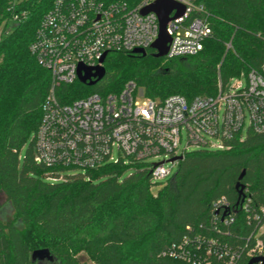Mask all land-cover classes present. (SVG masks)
Returning a JSON list of instances; mask_svg holds the SVG:
<instances>
[{
	"label": "trees",
	"instance_id": "trees-1",
	"mask_svg": "<svg viewBox=\"0 0 264 264\" xmlns=\"http://www.w3.org/2000/svg\"><path fill=\"white\" fill-rule=\"evenodd\" d=\"M102 1L135 5L141 0ZM194 1L204 6L212 30L198 53L166 58L154 57L151 49L145 55L111 51L99 81L60 85L58 100L116 93L128 80L153 99L213 95L219 81L264 64V0ZM53 3L0 0V193L6 201L0 206V264H176L162 255L168 246L212 235L239 246L237 264H247L246 251L264 225V132L248 131L227 150L186 152L156 193L147 170L128 171L121 163L75 173L55 168L63 179H47L52 169L33 160L32 136L51 76L29 45ZM238 181L247 210L242 201L235 206ZM220 197L231 209L215 215L211 204ZM228 212L233 221L224 224ZM258 238L264 250V228ZM39 248H48L55 261H32Z\"/></svg>",
	"mask_w": 264,
	"mask_h": 264
},
{
	"label": "built area",
	"instance_id": "built-area-1",
	"mask_svg": "<svg viewBox=\"0 0 264 264\" xmlns=\"http://www.w3.org/2000/svg\"><path fill=\"white\" fill-rule=\"evenodd\" d=\"M152 1L130 5L124 1L54 0L43 15L29 50L49 71L51 86L32 138L33 160L52 169L49 181L64 177L55 168L85 171L121 163L128 165V171L147 170L151 181L157 183L170 174L165 162L173 156H183L190 148L227 150L234 139H244L248 131L264 132V64L225 83L219 81L213 95L187 99L171 94L153 99L128 80L116 93L92 92L70 102L58 100L56 88L78 79L79 64L103 65V53L111 51H155L151 44L158 36V17L153 11L140 12ZM173 1L183 5L184 12L167 24L170 39L164 57L194 55L212 33L205 8L194 0ZM174 13L175 9L170 15ZM160 157L162 160L149 162ZM170 163L178 165V161ZM241 207L247 210L243 200ZM211 208L215 215L231 209L224 197L212 201ZM253 217L257 218L256 213ZM221 220L230 224L233 218L228 212ZM263 228L258 229L253 246L246 251L250 258H264L258 238ZM214 230L220 232L217 227ZM162 255L176 264H237L241 248L216 235L196 236L168 246Z\"/></svg>",
	"mask_w": 264,
	"mask_h": 264
},
{
	"label": "water",
	"instance_id": "water-1",
	"mask_svg": "<svg viewBox=\"0 0 264 264\" xmlns=\"http://www.w3.org/2000/svg\"><path fill=\"white\" fill-rule=\"evenodd\" d=\"M173 9H175V13L171 16L170 13L172 12ZM148 11H153L156 13L159 23L158 36L151 44V48L155 50L154 52H152V55L154 57H163L167 52L168 42L170 39L166 31L167 24L171 19L179 17L183 14L184 6L173 0H153L149 5L143 7L140 10L142 14ZM132 52L139 53L142 55L146 54V51L142 48L133 49ZM105 55L106 53H103L100 59L101 62H103ZM104 75H105V67L103 65H98L95 67H87L82 64H79L77 68L78 80L87 85H93L94 83L99 81ZM182 158H183L182 155H177L167 159L166 161L179 162ZM242 175L243 172L241 173L239 178H241ZM236 188L238 190V200L236 201L235 206L239 205L240 202L242 201L241 194H242L243 185L240 181L236 183ZM5 209L6 207H3V211H5ZM31 260L37 262L46 260L48 263H53L55 261V257L48 248H39L32 251ZM258 262H260V264H264V258L262 256L251 257L248 260L247 264H256Z\"/></svg>",
	"mask_w": 264,
	"mask_h": 264
},
{
	"label": "rangeland",
	"instance_id": "rangeland-1",
	"mask_svg": "<svg viewBox=\"0 0 264 264\" xmlns=\"http://www.w3.org/2000/svg\"><path fill=\"white\" fill-rule=\"evenodd\" d=\"M242 82L245 83V78L244 77L242 78ZM230 83H232V81H230ZM243 133L245 134V132H243ZM184 144H185V139L182 140L181 147H183ZM25 147H26V145H24V147L21 149V151H20L21 154L24 152ZM190 150H193V149L190 148L189 151ZM113 156L115 158L117 157V151H116V149L113 150ZM157 160H162V157H160L159 159H153L152 158V159L149 160V162H154V161H157ZM165 166L166 167H170L171 172H170V174L163 181L157 182V183L154 182L152 184L151 190L154 193H156L163 186V183H165L166 181H168L173 176V174L176 172V170H177V165L176 164L172 165V163H170V162H165ZM67 172L68 173H75V172H77V170L73 169V170H69ZM5 202L6 201H5L4 195L2 193H0V206H3L5 204ZM85 257L86 256L83 255L81 260L82 261H84V260L86 261V258ZM41 263H47V261L46 260H43V261H41ZM87 264H94V263L92 261H90V260H87Z\"/></svg>",
	"mask_w": 264,
	"mask_h": 264
}]
</instances>
